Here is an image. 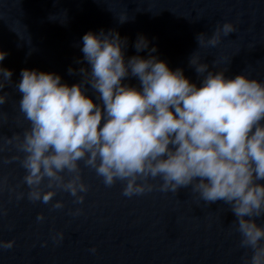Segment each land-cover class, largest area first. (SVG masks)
Masks as SVG:
<instances>
[{
    "label": "clouds",
    "instance_id": "clouds-1",
    "mask_svg": "<svg viewBox=\"0 0 264 264\" xmlns=\"http://www.w3.org/2000/svg\"><path fill=\"white\" fill-rule=\"evenodd\" d=\"M236 31L232 22L218 23L210 37L196 35L198 47L217 48ZM82 45L83 58L76 63L87 67L68 69L81 78L71 86L58 74L35 69H22L14 83L13 72L0 65V106L9 101L4 89L14 86L27 124L22 134L0 135V153H17L3 163L18 161L24 169L21 184L28 189L27 199L58 210L65 205L53 200L64 192L74 204H83L89 185L81 162L106 187L123 182L122 194L129 198L156 188L178 193L190 187L207 205L223 202L229 207L239 247L245 250L244 264H264V224L257 223L264 218V82L244 74L228 78V68H219L228 58L210 66L195 51L189 67L201 80L197 86L182 69L173 71L153 56L157 49L149 48L144 36L134 47L137 53L148 50V58L126 60L128 38L115 30L88 32ZM7 55L0 50V62ZM129 78H136L140 87L125 84ZM89 90L98 102L87 95ZM7 119L0 111V128ZM157 179L158 185L150 183ZM20 186L10 187L8 178L0 176V193L7 190L10 200L12 195L18 201L25 197L17 191ZM81 212L78 208L70 214ZM6 215L0 207V216ZM53 240L62 241L63 233ZM14 244L0 240V249Z\"/></svg>",
    "mask_w": 264,
    "mask_h": 264
},
{
    "label": "water",
    "instance_id": "water-1",
    "mask_svg": "<svg viewBox=\"0 0 264 264\" xmlns=\"http://www.w3.org/2000/svg\"><path fill=\"white\" fill-rule=\"evenodd\" d=\"M121 17L127 21L120 23ZM225 22L234 23L237 31L217 48L198 47V33L210 37ZM101 29L128 38L126 60L148 58V50L137 53L134 47L144 36L149 48L157 49L153 56L173 71L182 69L197 86L201 80L189 67L195 51L210 66L215 59L228 58L219 65L228 68V78L244 74L264 82V0H0V50L8 53L0 65L13 72L14 83L22 69H35L58 74L69 86L77 84L80 76L69 75L68 69L87 67L76 63L83 58L82 37ZM124 83L140 87L136 78ZM4 91L9 101L0 111L8 119L0 135L22 134L27 127L18 109L22 97L14 86ZM87 95L98 102L91 90ZM16 154L14 149L0 153V176L25 192L19 201L15 195L10 200L7 190L0 193V207L7 211L0 216V240L15 241L12 249H0V264H244L234 217L223 202L207 205L190 187L178 193L156 188L129 198L122 194L123 182L106 187L81 162L83 181L89 185L84 203L74 204L70 194L60 192L53 203L63 201L65 206L52 210L51 204L27 199L18 161L3 163ZM78 208L80 215L70 214ZM41 214L44 220L38 221ZM257 223L264 224V218ZM61 232L63 240L57 243L53 236Z\"/></svg>",
    "mask_w": 264,
    "mask_h": 264
}]
</instances>
